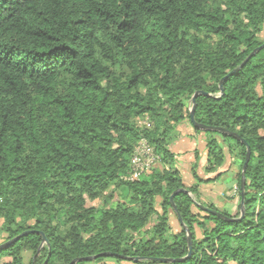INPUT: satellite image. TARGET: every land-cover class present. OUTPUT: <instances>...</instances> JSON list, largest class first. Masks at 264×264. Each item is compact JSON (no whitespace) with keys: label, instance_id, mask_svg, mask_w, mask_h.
<instances>
[{"label":"trees","instance_id":"trees-1","mask_svg":"<svg viewBox=\"0 0 264 264\" xmlns=\"http://www.w3.org/2000/svg\"><path fill=\"white\" fill-rule=\"evenodd\" d=\"M264 0H0V264H67L139 257L132 264H264ZM250 150L240 216L202 203L172 166L169 144L184 120L203 133L206 172ZM147 118L149 128L138 121ZM145 138L159 166L130 172ZM193 178L202 179L196 171ZM222 172L217 174L219 177ZM118 190L117 200L87 205ZM187 231L174 212L170 195ZM159 198V200H158ZM158 201V202H157ZM206 206L229 217L199 207ZM170 213L180 230L171 231ZM31 252L25 262V252ZM117 254V255H115ZM156 258H171L162 262ZM128 261V260H127Z\"/></svg>","mask_w":264,"mask_h":264},{"label":"rangeland","instance_id":"rangeland-1","mask_svg":"<svg viewBox=\"0 0 264 264\" xmlns=\"http://www.w3.org/2000/svg\"><path fill=\"white\" fill-rule=\"evenodd\" d=\"M260 39H264V26L262 31L259 34ZM144 119H141L138 121L139 126H143V121ZM177 129V128H176ZM172 133L173 137H175V134H178V130H176ZM264 134V132H262ZM184 133H181L180 135H183ZM203 135V133H196ZM172 137V138H173ZM205 138V136H204ZM174 139V138H173ZM172 141V140H171ZM196 142V140H194ZM187 141H182L180 148L185 152L182 153H177V156H179L180 160H177L174 158V161L172 163V166L177 168L180 172V175L182 177L183 182L185 183L184 185L187 187L190 186H195L197 190L199 191V196L197 195L198 199L205 204L212 203L214 206H216L219 209H222L225 207V209H228V211L231 214H234L237 211V204H238V197H239V186H237V179L235 178V183L234 185L231 186L232 183V177L230 173H223L224 170L227 169V166L229 163L234 162L236 171L238 170L239 163L235 160L232 159L230 154L228 153L227 149L224 147V153H225V158L223 163L215 170L211 172H206L205 167L207 166V149L206 151L203 150L200 151L199 149L201 146L199 144L197 146H193L190 148L189 151L186 152L187 149H189L190 145L185 144ZM171 143V142H170ZM139 144V141L135 143L134 148ZM190 144V143H189ZM195 144V143H194ZM186 145V147H184ZM188 146V147H187ZM199 148V149H198ZM181 150V151H182ZM205 151V153H204ZM176 157V153H175ZM159 163H157L153 168L158 167ZM193 171H196L197 174L202 178V179H211L213 180L209 182H198L193 178ZM219 172H222V174L217 177V174ZM149 173V172H147ZM217 180L216 188L215 185H212L213 182ZM118 190H116L115 187H111L108 189L104 197L95 199L93 201H86L87 205H96V206H101L102 202L105 200H109L112 198V200H117L119 198L118 196ZM191 194V193H190ZM191 197L195 200V196L191 194ZM232 198H235L233 201ZM159 200V198H158ZM158 202V201H157ZM231 205V207H230ZM233 206V207H232ZM169 225L171 231L175 232L180 230V225L177 221V218L174 213H170L169 216ZM5 239L3 236H0V243H2ZM31 256V252L26 251L24 254L25 257V262L27 263L29 258ZM105 263L102 262V264H132V262L129 260H123L121 262H116L114 260H106L104 261ZM87 264H94V263H87Z\"/></svg>","mask_w":264,"mask_h":264},{"label":"water","instance_id":"water-1","mask_svg":"<svg viewBox=\"0 0 264 264\" xmlns=\"http://www.w3.org/2000/svg\"><path fill=\"white\" fill-rule=\"evenodd\" d=\"M261 48H264V43L260 44L259 46H257L256 48H254L247 56L246 58L238 65L236 66L235 68H233L232 70H230L226 75H224L220 82H219V88H220V93H223V82L224 80L234 74L235 72H237L239 69H241L245 63L252 57L254 56ZM199 94H209L207 92H204V91H197L195 92L192 97H191V101H192V106L190 107L189 109V117H190V121L192 123V125L200 130H211V131H216V132H220V133H224V134H227V135H230V136H233L234 138L240 140L243 144L246 145V148H247V151H246V156H245V160H244V163H243V166H242V169H241V176H240V181H239V193H240V216L237 217V218H229L225 215H223L221 212L219 211H216V210H213V209H210L206 206H203V205H200L199 203V207L205 211H208L210 213H213V214H216L220 217H227L229 219H232V220H235V219H239L240 217H242L244 215V212H245V208H244V187H245V170H246V166H247V163H248V159H249V153H250V150H249V147L246 143V141L241 138L238 134L232 132V131H229L225 128H222V127H216V126H211V125H205V124H202V123H199L196 121L195 119V115H194V110H195V98L199 95ZM178 192H185L187 193L188 195L191 196L190 192L188 191V189L186 188H180L176 191H174L171 195H170V202H171V206L174 210V212L176 213V216L179 220V222L183 225V227L186 229L187 231V239H188V252L187 254L184 256V257H180V258H176L175 260L177 261H182V260H185L187 259L189 256H190V253H191V249H192V244H191V238H190V233H189V230L184 226L183 224V221H182V218H181V215L174 203V196L175 194H177ZM194 200V199H193ZM195 201V200H194ZM32 232H36L38 233L41 237H42V243L43 242H46L48 243L47 241V238L45 237L44 233L42 231H39V230H33V229H29V230H25V231H22L20 232L18 235H16L15 237L5 241V242H2L0 243V248H4V247H7L9 246L10 244H13L15 243L17 240H19L20 237L28 234V233H32ZM108 255H111V253L109 252H100L96 255H89V256H81V257H75L73 258L69 263L67 264H75L79 261H91V260H94L97 256H108ZM117 255V254H115ZM119 257L121 258H124L126 260H133V261H138V260H141V258L139 257H131V256H124V255H121L119 254ZM158 261H162V262H169V261H172L171 258H156Z\"/></svg>","mask_w":264,"mask_h":264},{"label":"built area","instance_id":"built-area-1","mask_svg":"<svg viewBox=\"0 0 264 264\" xmlns=\"http://www.w3.org/2000/svg\"><path fill=\"white\" fill-rule=\"evenodd\" d=\"M142 123V127L149 128L151 126L147 118ZM159 160V155L156 154L153 146L145 138H141L130 158V172L124 179L134 180L141 177L159 163Z\"/></svg>","mask_w":264,"mask_h":264},{"label":"crops","instance_id":"crops-1","mask_svg":"<svg viewBox=\"0 0 264 264\" xmlns=\"http://www.w3.org/2000/svg\"><path fill=\"white\" fill-rule=\"evenodd\" d=\"M176 130H178V132H177L178 134H175V137H173L174 139L172 138V141L169 144V148H170V150L174 154L176 153V157L175 158L177 160H180L179 156H177V153L185 152L184 151L185 149L182 150L180 148L182 141H187L188 140V142H185V144L187 145V143H188V145H190L189 149H187L186 152L189 151L190 148H192L193 146H197L198 144H199V146H201L200 149L198 148L200 151H202V152H203V150L206 151V147H205L206 146V143H205L204 136L203 135H200V134H196L197 132L194 131L193 127L189 124L188 121H186V120L182 121L177 126V129ZM181 133H184V134L183 135H180ZM194 140H196V142ZM186 145L184 147H186ZM205 151H204V153H205ZM223 173H225V174L230 173L231 174V177H232V179H231L232 180L231 186L234 185V183H235V173H236V168H235L234 162L229 163V165L227 166V169L224 170ZM216 182H217V180H215L213 182V184H212V185H215V188L217 187L216 184H215ZM234 199L235 198H232V200H230V201H233ZM230 207H231V205H230ZM222 209H225V207L222 208ZM226 210H228V209H226Z\"/></svg>","mask_w":264,"mask_h":264}]
</instances>
